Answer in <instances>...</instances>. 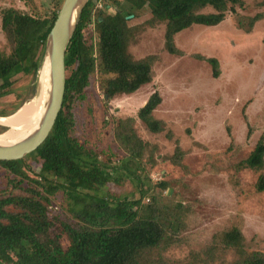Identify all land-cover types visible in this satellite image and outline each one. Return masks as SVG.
Returning <instances> with one entry per match:
<instances>
[{
	"label": "trees",
	"instance_id": "1",
	"mask_svg": "<svg viewBox=\"0 0 264 264\" xmlns=\"http://www.w3.org/2000/svg\"><path fill=\"white\" fill-rule=\"evenodd\" d=\"M63 1L56 0L54 9L46 13L32 14L13 7L2 10L1 26L10 52L0 49V98L14 96L11 103L15 111L26 101L15 77L31 76L29 98L36 94L47 37ZM124 1L131 6L129 11L123 10ZM105 4L116 11L97 12V47L94 31L85 30L92 21L94 0L88 1L71 38L64 104L48 138L24 158L0 160V168L5 170V181L0 182V264H264V250L248 245L238 222L215 232L205 248L190 251L185 258L167 255L166 251L180 241L188 209L166 193L171 188L167 179L154 183L160 193L154 188L143 189L137 169L150 176L155 160L153 153L147 157L152 144L138 135L135 118L117 120L114 136L125 154L117 158L75 135L72 111L76 99L85 98L95 74L101 77L100 86L108 100L133 94L153 81L160 56L135 58L129 49L134 33L132 28L130 32L124 28L128 16H136L143 7L149 8L152 23H164L165 49L175 55L184 54L175 36L194 24L217 26L228 13H234L238 27L251 32L261 14H240L237 9L244 8L246 0H107ZM195 56L211 64L214 77L220 76L216 57ZM161 103L162 96L155 90L137 113L153 133L166 130L165 120L154 114ZM15 111L0 108V116ZM248 127L249 137L252 128ZM167 137L173 138L172 131H167ZM185 155L177 140L170 161L185 166ZM30 158L41 159L40 172L32 170ZM235 168L254 171V191L264 193V132ZM120 170L138 182L139 198L108 190L110 179ZM58 193L68 201V209L52 210V197Z\"/></svg>",
	"mask_w": 264,
	"mask_h": 264
},
{
	"label": "rangeland",
	"instance_id": "2",
	"mask_svg": "<svg viewBox=\"0 0 264 264\" xmlns=\"http://www.w3.org/2000/svg\"><path fill=\"white\" fill-rule=\"evenodd\" d=\"M94 1L92 21L85 30L87 33L93 30L96 41L97 12L104 9L113 14L116 7L106 5L107 0ZM263 1L246 0L245 7L237 9L244 17L261 14L251 32L238 27L234 13H228L217 26L194 24L179 32L175 42L183 55L171 54L165 49L164 23H152L149 8L143 7L136 16L128 17L124 28L126 31L129 28V32L132 28L134 33L129 49L135 58L148 54L160 56L155 64L153 81L133 94L108 100L100 86L101 77L95 74L90 79L85 98L76 99L73 104L75 135L96 150L113 153L117 158L124 157L114 136V127L119 118L129 116L135 118L138 135L152 144L147 152V157L153 153L155 160L151 175L142 168L137 169L142 175L143 189L154 188L159 192L154 183L167 179L171 188L166 193L173 202H182L188 209L180 241L166 251L171 257L185 258L190 251L205 248L215 232L235 222L241 223L252 249L264 250V193L254 191L257 181L254 171H237L235 168L249 155L264 132ZM55 3L56 0H0V49L10 52L1 26L4 8L13 7L32 14L46 13L54 9ZM129 7L124 1L123 10L129 11ZM195 55L216 57L220 63V76L214 77L211 64ZM15 78L17 89L26 99L24 103L39 97L40 82L36 94L29 98L32 77L18 74ZM155 90L160 92L162 103L154 114L167 123L166 130L160 133L149 131L137 116ZM13 100L14 96L0 98V108L15 111ZM248 126L252 128L249 137ZM7 128L0 123V133ZM169 130L173 138L167 137ZM177 140L186 151L185 166H176L169 159ZM29 163L33 171H41V159L30 158ZM4 173L5 170L0 168V182L5 181ZM107 186L116 195L139 198L141 194L138 182L122 170L112 176ZM52 200L53 211L70 207L62 193L54 195Z\"/></svg>",
	"mask_w": 264,
	"mask_h": 264
},
{
	"label": "water",
	"instance_id": "3",
	"mask_svg": "<svg viewBox=\"0 0 264 264\" xmlns=\"http://www.w3.org/2000/svg\"><path fill=\"white\" fill-rule=\"evenodd\" d=\"M88 1H63L46 41L42 67L47 61L49 68L45 88L43 87L44 95L42 96L38 121L34 129L27 135L14 141H0V160L24 158L35 151L52 132L63 108L66 94L68 46Z\"/></svg>",
	"mask_w": 264,
	"mask_h": 264
},
{
	"label": "bare ground",
	"instance_id": "4",
	"mask_svg": "<svg viewBox=\"0 0 264 264\" xmlns=\"http://www.w3.org/2000/svg\"><path fill=\"white\" fill-rule=\"evenodd\" d=\"M48 62L40 70V84L42 90L37 98L26 102L22 108L11 116H0V123L8 126L7 131L0 135V141H14L30 133L39 118V111L44 95V88L48 78ZM44 87V88H43ZM33 91V90H32Z\"/></svg>",
	"mask_w": 264,
	"mask_h": 264
}]
</instances>
